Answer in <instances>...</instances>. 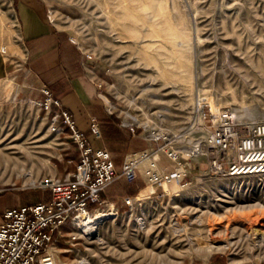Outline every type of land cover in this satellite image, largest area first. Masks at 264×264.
I'll use <instances>...</instances> for the list:
<instances>
[{
    "label": "rangeland",
    "instance_id": "1",
    "mask_svg": "<svg viewBox=\"0 0 264 264\" xmlns=\"http://www.w3.org/2000/svg\"><path fill=\"white\" fill-rule=\"evenodd\" d=\"M38 1L109 100L107 113L140 147L126 157L140 162L136 178L114 181L90 207L92 215H112L98 238L69 221L54 233L55 264L263 263L264 172L212 175L204 140L227 117L242 126L264 122V0ZM18 4L0 0V60L7 68L0 148L10 142L32 152L5 150L21 164L0 169V222L9 208L49 200L47 181L75 172L81 154L67 124L61 120L63 130H54L60 108L45 105L43 89H51L30 55ZM152 27L162 34L150 37ZM170 28L181 39L165 34ZM124 121L135 122L136 131ZM159 135L166 140H151ZM199 141L203 151L194 155ZM110 190L130 195L105 200Z\"/></svg>",
    "mask_w": 264,
    "mask_h": 264
},
{
    "label": "built area",
    "instance_id": "2",
    "mask_svg": "<svg viewBox=\"0 0 264 264\" xmlns=\"http://www.w3.org/2000/svg\"><path fill=\"white\" fill-rule=\"evenodd\" d=\"M47 95L45 105H53L59 111L53 117L54 130L57 125H68L72 137L81 151L78 167L66 177H53L47 181L50 198L38 204L12 207L2 214L0 222V264H55L51 247L54 233L69 221L80 228L83 215H92L91 205L101 203V193L114 181L123 177H136L140 162L136 158L126 159L122 170H118L112 154L104 148H93L85 134L76 126L68 110L54 99L51 90L43 89ZM43 104V103H42ZM113 113V110H110ZM136 123L124 121L122 125L132 132ZM92 133L101 137L97 119L92 122ZM166 140L164 135L151 140ZM212 153L209 172L215 174L244 175L264 172V122L253 126L235 123L227 117L204 140ZM200 141L193 154L203 150Z\"/></svg>",
    "mask_w": 264,
    "mask_h": 264
},
{
    "label": "crops",
    "instance_id": "3",
    "mask_svg": "<svg viewBox=\"0 0 264 264\" xmlns=\"http://www.w3.org/2000/svg\"><path fill=\"white\" fill-rule=\"evenodd\" d=\"M18 15L27 46L31 48L37 69H41L44 82L54 92L61 104L66 107L76 124L89 138L93 148H107L112 152L118 169H122L127 156L139 150L136 136L120 125L117 117L106 111L107 98H104L85 74L80 55H74L75 47L66 34L53 30L44 17V7L38 0H18ZM7 68L0 60V96L5 94L4 79ZM101 124L103 137L97 139L90 130L92 118ZM135 190V191H134ZM131 195H140L130 187ZM126 193L106 191L105 200L118 198ZM261 264H264L261 263Z\"/></svg>",
    "mask_w": 264,
    "mask_h": 264
},
{
    "label": "bare ground",
    "instance_id": "4",
    "mask_svg": "<svg viewBox=\"0 0 264 264\" xmlns=\"http://www.w3.org/2000/svg\"><path fill=\"white\" fill-rule=\"evenodd\" d=\"M151 29L152 30L149 33V36L150 37H153V36L162 34L160 32V30H157L154 27H152ZM166 33H168L171 38L173 37L174 38V41L175 40H178V39H181V37L179 36V34L176 31H174L172 28H170L169 30H167L165 32V34ZM180 52H182V51H180ZM11 88H12V85H10V88H9L8 92L10 91ZM8 94H10V92ZM7 139H8V137L5 140H7ZM10 144L11 143L8 142V143H6V145L4 147H1L0 148V169L2 168V174L8 169V167H13L14 170H15L16 168H20V164H21V162H20V159L21 158L18 157V156L12 155L13 152H11V151H7L6 152L5 150H7V148L15 149V150L18 151V153L19 152H23L26 156H31L30 153L32 151L28 150L27 147L18 146V145H10ZM14 153H16V152H14ZM18 175H20V173H18ZM29 175L31 176V174H29ZM2 176L3 175H0V178H2ZM8 180H5V181L8 182ZM30 180H31V182L26 181V183H30V184H32L34 186L35 185L37 186L38 181L33 180V179H30ZM166 189H167V191L170 192L169 187H168V184L166 185ZM111 217H112L111 214L104 213L102 211L101 212H98V214H96V215H83L80 218V220H79V223H80L79 230L82 232L81 234H84V235L88 236L90 239H96V238H98L100 226L102 224H104L106 221H108ZM213 246L214 245L209 246L208 247V250L209 251L213 250V249H211ZM228 246L229 245H224V246L217 245L215 248L216 249L217 248H227Z\"/></svg>",
    "mask_w": 264,
    "mask_h": 264
}]
</instances>
